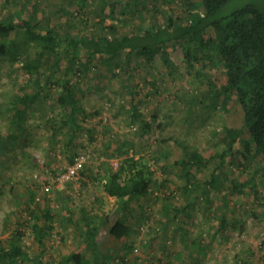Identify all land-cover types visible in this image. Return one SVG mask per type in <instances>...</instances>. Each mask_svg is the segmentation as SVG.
I'll return each instance as SVG.
<instances>
[{
  "label": "rangeland",
  "instance_id": "obj_1",
  "mask_svg": "<svg viewBox=\"0 0 264 264\" xmlns=\"http://www.w3.org/2000/svg\"><path fill=\"white\" fill-rule=\"evenodd\" d=\"M247 4L264 9V0H231L221 13L229 14ZM113 7L115 14L111 13ZM190 10L188 0H0V21L12 11L20 22L23 18L31 22L40 20L42 30L49 27L59 30L62 26L84 30L82 20L90 16L87 31L105 33L104 25L113 24L115 32L125 34L157 20L170 24V17L174 19L172 27L180 23V17L185 18L182 23L186 24ZM74 12H77L75 18L70 17ZM208 34L214 36V31ZM4 37L0 33V40ZM5 38L18 39L21 34L12 32ZM168 51L172 69L163 64L160 55L155 57L153 65L139 63L135 53L131 56L134 80L138 89L141 88L142 97L145 89L148 90L143 102L136 96L143 115L139 118L132 114L130 91L125 86L127 66L119 71L120 76L112 75L106 64L97 67L90 63L73 74L65 59L58 69L46 67L48 74L55 71L53 78L69 76L81 102L90 109L89 127L78 130L73 139L67 127L54 131L48 126L49 117L57 116L61 120L66 116L54 101L57 86L47 90L51 97L46 99L36 77L23 68V63L34 59V44L18 61L0 55V132L5 135L17 125L8 108L22 93L38 92L42 97L36 101V112L28 110L15 146L3 148L0 153V238H12L17 229L22 230L24 244L32 257L39 255L57 262L70 251H84L88 247L83 243L84 231L79 227L85 208L93 218L97 215L101 218L95 231L97 240L102 251L117 256L113 264H260L264 251V163L256 156L244 162L240 152L242 141L237 142L222 161L215 159L203 169H193L201 185L197 187L202 194L198 201L192 193H186V179L175 163L183 155V141L205 153L222 150L225 144L221 131L216 135V130H222L224 125L244 127L242 107L236 100H232L229 109L221 106L219 89L212 86L213 79L218 84L226 80L220 60L212 64L203 57L191 69L182 43L170 46ZM211 52L217 53L214 47ZM101 74L109 78L104 81L99 77ZM97 107L101 111L95 114ZM144 118L152 124L146 136L142 135L141 127ZM127 135L134 136L132 151L127 155H147L157 183L149 199L132 203L131 235L115 242L110 227L119 217L124 200L107 194L99 178L107 170H116L124 158L112 153L113 145L108 147V138L116 140ZM166 136L171 137L161 142ZM248 136L245 129L243 140ZM158 145L163 146L164 155L157 161L152 155ZM80 151L91 153L85 166L89 172L45 190L50 174L58 175L65 170ZM234 178L249 181L244 192L234 191L231 181ZM186 200H189L188 213L174 217L175 207ZM48 205L55 221L41 245L32 228L36 219L31 210L45 209ZM223 215L228 221L224 227L220 225ZM126 245L131 249H125ZM245 256L248 259L243 260ZM19 264H36V261Z\"/></svg>",
  "mask_w": 264,
  "mask_h": 264
},
{
  "label": "trees",
  "instance_id": "obj_2",
  "mask_svg": "<svg viewBox=\"0 0 264 264\" xmlns=\"http://www.w3.org/2000/svg\"><path fill=\"white\" fill-rule=\"evenodd\" d=\"M230 1L199 0L191 2L188 0L191 10L186 15V20H188L186 24L182 23L185 18L180 17V23L172 27L171 23L174 19L170 17V24L157 20L149 25H140L138 29L125 34L123 31L115 32L116 26L113 24L104 25V30L106 27L107 31L105 33L97 31L95 34L91 29L87 31L90 16H84L82 20L84 30L70 26L71 23L67 25L70 26V29L62 26L59 30L54 27L42 30L40 20L31 22L23 18L20 22L10 11L5 20L0 21V33L7 37L10 33L16 32L21 34V38L4 37L3 40H0V55L8 57L12 61H18L21 54H27L31 49V44H34L36 48L34 59L23 63V68L30 75L36 77L35 81L38 82L40 90L42 88L41 91L46 99L51 97L47 90L54 85L57 86L54 101L62 111L66 112V116L61 120H58L57 116L49 117L51 119L50 123L47 121L48 126L54 131L58 127H67L72 139L78 130L89 127L90 109L81 102L78 89L69 76L53 78L52 75L55 71L52 70L53 74H48L45 72L46 67L58 69L61 60L65 59L68 69L73 74H77L83 65L90 63L97 67L106 64L111 69L112 75L120 76L119 71L124 70L127 66L125 86L127 85L130 91L132 114L139 118L143 115L137 99L140 98V102H143L148 90L145 89L144 97H142L141 88L138 89L139 85L134 80L135 65L131 60L134 53L138 57L137 61L145 65H153L156 61L155 57L160 55L163 64L172 69L168 48L180 42L185 48V56L189 59L191 69L195 67V62L201 61L203 57L209 59L212 64H216L217 59L220 60L226 80L218 84V80L215 79L216 82L213 79L212 86L219 89L220 103L224 109H229L232 100H236L240 104L245 126L224 125L222 130H216V135L221 131L225 146L222 150L217 149L215 152L211 150L205 153L200 147L183 141V155L175 163L181 167V175L186 179L184 186L186 193H192L194 199L198 201L202 199L201 192L197 190V187H201V185L200 181L195 178L196 172L193 169H203L215 159L222 161L225 154L231 151L237 142L242 141L243 147L240 152L244 162H248L256 156L264 163V9L254 4H247L223 15L221 13L223 7ZM111 13H116L114 7ZM76 15L77 12H74L69 16L75 18ZM100 22L103 21L100 20ZM211 30L214 31V36L208 34ZM207 34L208 36H206ZM20 47L22 50L19 51ZM213 47L217 51L215 55L211 52ZM198 52L202 53L201 56L198 55ZM108 74L110 75V73ZM99 77L104 78V81L109 78L102 74ZM38 99H42L41 93L29 91L22 93L9 106L8 110L17 120V125L5 135L0 132V153H3V148L8 149L9 146H15L18 133L24 128L22 121L26 119L29 109H32L33 113L36 112L34 107H37ZM216 101L217 98L214 103ZM94 110L95 114H98L101 108L97 107ZM141 127L142 135L146 136L151 132L152 124L144 118ZM245 129L249 136L243 140ZM170 137H162L161 142L167 141ZM108 139L110 140L108 147L113 145L112 153L124 157L116 170H107L99 178L102 188L107 194L124 200L119 217L110 227L115 242H118L133 232L132 203L142 198L149 199V194L153 191L157 178L147 155L142 154L139 157L127 155L132 151L133 135L121 136L116 140L111 137ZM162 147L154 149L155 152L152 156L157 161L162 159L164 151ZM85 169L86 167L81 171V174L89 172ZM231 181L234 191L238 192H244L249 182L248 180L241 182L236 178ZM31 196L32 199L35 198L33 192ZM188 207L189 200H186L181 206L175 207L174 217L177 218L181 214L188 213ZM31 212L36 219L32 228L35 237L42 245L45 242V237L53 228L55 214L49 205L45 209L35 207ZM82 212V216L79 218V227L84 231L83 243L88 246L84 251H70L62 255L57 262L47 261L39 255L32 257L23 241L24 231L17 229L12 238H0V264H19L33 259L36 264H113L117 256L112 252L102 251L97 240L95 231L101 218H98V215L93 218L85 208H82ZM227 222L223 215L220 225L224 227ZM125 249L130 250L131 248L126 245ZM245 258L248 259L245 256L243 260ZM121 259L125 261L126 258L122 255ZM259 261L260 264H264V251L260 255Z\"/></svg>",
  "mask_w": 264,
  "mask_h": 264
},
{
  "label": "built area",
  "instance_id": "obj_3",
  "mask_svg": "<svg viewBox=\"0 0 264 264\" xmlns=\"http://www.w3.org/2000/svg\"><path fill=\"white\" fill-rule=\"evenodd\" d=\"M91 153L89 151H80L75 154L72 162L68 164L58 175L50 174V179L45 185V190H51L54 185H60L64 182L77 179L81 175V171L85 168L90 160Z\"/></svg>",
  "mask_w": 264,
  "mask_h": 264
}]
</instances>
